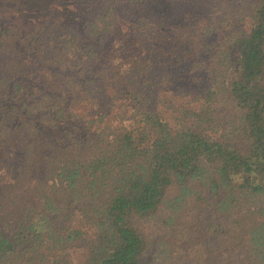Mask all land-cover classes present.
<instances>
[{"label": "trees", "instance_id": "obj_1", "mask_svg": "<svg viewBox=\"0 0 264 264\" xmlns=\"http://www.w3.org/2000/svg\"><path fill=\"white\" fill-rule=\"evenodd\" d=\"M16 1L14 25L0 23V264H144L138 221L176 211L192 193L226 219L221 264H264V0H253L247 29L229 40L214 87L193 90L199 74L177 80L172 110L158 107L156 86L168 74L155 82L142 55L172 15L146 21L131 43L135 55L111 66L103 61L121 37L110 23L88 21L83 38L58 28L78 0H30L39 5L31 9ZM159 5L133 0L135 21L160 14ZM73 59L86 74L69 88L80 77L69 72ZM221 95L232 113L216 131L210 102ZM123 97L136 103L120 101L119 110ZM77 105L87 126L75 119ZM71 121L73 145H65Z\"/></svg>", "mask_w": 264, "mask_h": 264}, {"label": "rangeland", "instance_id": "obj_2", "mask_svg": "<svg viewBox=\"0 0 264 264\" xmlns=\"http://www.w3.org/2000/svg\"><path fill=\"white\" fill-rule=\"evenodd\" d=\"M26 1V6L30 9L34 8V5L39 7L37 3L30 7V0ZM161 2L162 6L158 7L160 14H156L153 18L149 17L147 20L140 17L136 22L135 17L140 12L138 8L132 7L133 0H78L76 10L71 11L70 9L64 18L65 21L58 28L64 32L73 29L83 38L84 31H88V21L92 20L100 25L110 23L112 34L116 31V36L121 38L120 41L114 40L118 41L114 44V47L118 48L116 55L112 57L113 59L109 58L103 62L115 66L119 63L118 57L124 58L126 64L135 55L134 50L139 44L134 46L131 43L141 28L147 29L144 27L146 21L149 24L151 20L159 23L158 19H161L162 13L172 15L170 18V23H172L164 27L160 26V29L155 31L154 39L144 42L142 46L143 57H147L151 61L154 81H157L160 73L168 74L167 78H159L156 86L157 91H161L158 96L160 99L158 107H168L169 110H172L181 100L179 84L182 83L177 80L192 74H199V83L192 87L193 90H202L215 84L222 72L224 51L229 40L236 33H240L248 27L249 18L247 16L253 0H161ZM19 4L16 0H0V13L6 12L12 17L0 15V23L7 21L14 25V18L10 11ZM22 20H24L23 23H26L29 19L22 17ZM123 36L127 42H122ZM10 42H5V44L10 45ZM178 44L181 45L183 51L176 50ZM12 46H14V39ZM86 50L87 48L83 47L81 51L86 53ZM161 53L163 55L164 53L172 54V56L169 59L164 56L161 63L163 58ZM177 61L182 62L178 63ZM80 62L75 59L69 62V72L76 71L80 74V77L74 82L69 80V88L80 83L86 74L84 70L78 69ZM100 63L95 62V67H98ZM124 68L125 66L121 65V69ZM117 88L123 89V86L118 85ZM131 89L130 86H127L125 91L128 93ZM171 91H177L176 98L179 100H173L174 105L170 107L167 100ZM187 97L190 99L192 95L188 94ZM120 101L130 105L136 103L132 97H123L115 104L119 110L123 108L118 105ZM210 106L211 110L213 107L212 117L214 115L217 118L213 122V128L219 131L221 123L218 120L222 122L228 119L229 113H232L231 103L221 95L217 99L215 97L210 102ZM73 110L77 112L75 119L82 121L87 126L88 124L84 120L87 115L85 114L86 107L77 105ZM120 115L123 117L125 114L121 113ZM119 119L121 118L118 116V121ZM69 123H73L74 127L66 128L62 132V136L66 138L65 145H73L71 134L67 135L66 133L74 131L77 126L73 121ZM210 123L212 124V122ZM195 190L199 192L198 187ZM203 197H205L206 204L212 202L207 193L203 194ZM36 217H40V215L36 214ZM225 220L223 214L205 208L203 202L193 193L174 212L170 213L163 207L156 214L142 218L138 221V225L147 240L143 263L193 264L198 260L200 264H206V259L209 260L210 254L215 251L216 264H221L217 256L223 251L221 242L223 235L220 229L226 225ZM203 258L205 261H202ZM199 259L201 260L199 261Z\"/></svg>", "mask_w": 264, "mask_h": 264}]
</instances>
